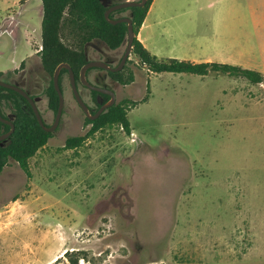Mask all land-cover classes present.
<instances>
[{"label":"rangeland","instance_id":"1","mask_svg":"<svg viewBox=\"0 0 264 264\" xmlns=\"http://www.w3.org/2000/svg\"><path fill=\"white\" fill-rule=\"evenodd\" d=\"M14 1L0 0V70L43 46L40 0L26 4L20 25ZM151 6L142 34L160 60L230 63L264 74V0H154ZM63 30V41L76 47ZM125 49L94 41L88 52L117 64ZM38 55L2 79L36 96L53 125L51 76ZM127 64L134 80L126 85L99 68L88 79L114 90L117 102L129 100L130 133L114 124L78 147L65 146L92 127L65 75L60 122L30 158L31 174L14 160L0 172V228L18 221L40 237L38 243L20 232L34 257L13 264L54 256L51 264L76 257L78 264H264V81L156 73L133 54ZM80 90L95 107L90 89ZM13 247L12 240L7 249Z\"/></svg>","mask_w":264,"mask_h":264},{"label":"trees","instance_id":"2","mask_svg":"<svg viewBox=\"0 0 264 264\" xmlns=\"http://www.w3.org/2000/svg\"><path fill=\"white\" fill-rule=\"evenodd\" d=\"M123 0H42L43 18H42V49L39 51L41 63L45 71L51 76L49 85L46 88L48 96V106L57 113L59 107V94L54 85V72L56 67L67 62L75 72L79 91L84 85L80 79V70L87 63L88 55L86 46L91 42L106 44L110 49L116 50L127 44L128 23L119 22L110 23L105 12L112 4L120 3ZM127 1V0H124ZM154 0H147L144 6H131L115 10L110 14L111 18L131 17L134 23L135 39L132 47V54L139 62L147 66L153 72H188L198 75H207L210 72H221L229 75L244 76L254 83L264 81V76L260 71L244 68L240 65L221 63L215 61L195 62L186 59L167 58L160 60L138 38L141 26L147 16V13ZM24 2V0H21ZM130 10L129 16L118 15L124 10ZM68 28L66 37L76 39L77 46L72 47L63 41L64 28ZM24 66V62L21 64ZM98 67H91L89 72ZM102 69V68H99ZM15 71H9L13 74ZM109 76L116 82L126 85L134 80V74L126 64L122 70L108 71ZM5 75L0 72V79ZM69 75L67 68H62L59 83L62 91L64 76ZM71 83V82H70ZM90 89V88H89ZM95 107L89 106L94 114L104 103L110 99V95L90 89ZM82 95V94H81ZM128 99L116 102L107 108L100 116L94 120L86 116L85 121L91 124V129L84 135L70 136L66 139L65 146L78 147L90 135L99 129L118 124L128 133L130 122L128 120L127 105ZM9 109V112L5 111ZM0 112L3 117L7 113L14 116L15 131L6 139L0 140V172L11 161H16L22 170L30 175L29 160L37 151L44 147L52 136V132L46 131L39 123L32 105L28 99L21 93L0 85ZM44 119V118H43ZM45 121V120H44ZM46 123V122H45ZM10 125L0 120V135L9 131ZM68 251L65 252L67 254ZM78 258H71L72 264H78Z\"/></svg>","mask_w":264,"mask_h":264},{"label":"water","instance_id":"3","mask_svg":"<svg viewBox=\"0 0 264 264\" xmlns=\"http://www.w3.org/2000/svg\"><path fill=\"white\" fill-rule=\"evenodd\" d=\"M146 3H147V0L122 1L120 3L110 5L105 12L106 19L112 24H117L119 22H127L128 23V40H127V49H126L125 55H124L122 61L120 62V64L118 66L111 67L107 62H105L103 60H89L87 63H85L82 66V68L80 70V79L84 85H86L90 89L97 90L99 92L106 93V94L110 95V99L106 103H104L94 114L91 112L89 105L83 99V97H82V95H81V93L77 87V80H76L75 72H74L73 68L71 67V65L67 62L60 63L56 67L55 72H54V85H55V88L59 94V107H58V110L56 113L55 121H54L53 125H51V126L45 125L44 119H43L42 114H41L39 107L37 105V100H38L37 98H33L26 90H24L21 86L17 85L16 83L6 82L3 79H0V85L7 87V88H10V89H14L15 91H17V92L21 93L23 96H25L28 99V101L30 102V104L32 105V108L36 114V117H37L40 125L46 131L52 132L55 129V127L59 124L62 113H63V109H64L65 98H64V93L60 87L59 77H60V73H61L62 68H67L69 70L72 90L74 92V96H75L76 100L78 101L79 105L81 106V108L83 109V111L85 112V114L88 118H90L92 120L98 118L100 116V114H102L107 108H109L110 106H112L113 104H115L117 102L116 101V92L114 90H112L111 88H108L106 86H100V85H96V84L91 83L87 77V70L91 67L105 68V69H108V70H111L114 72L121 70L123 68V66L125 65L126 60L132 51L133 42H134V39L136 36L135 29H134V23H133V20L131 17H121V18L115 19V18H111L110 14L115 10L131 7V6H144ZM0 120L4 123L9 124L11 127V129L7 133L0 135V140H4L7 137H9L15 131V124L12 121V119H7V118L3 117L1 112H0Z\"/></svg>","mask_w":264,"mask_h":264},{"label":"crops","instance_id":"4","mask_svg":"<svg viewBox=\"0 0 264 264\" xmlns=\"http://www.w3.org/2000/svg\"><path fill=\"white\" fill-rule=\"evenodd\" d=\"M29 1H31V0H25V2H23V3H21V0H15L14 1V5L19 4V7H17V10H16L17 11L16 14L17 15L20 14L19 15V20H18L19 21V25L21 23V17L20 16H22V14H23L22 11H24V7L26 6V4H28ZM39 2H41L40 7H41V11L43 12V4H42V1L40 0ZM152 12L153 11H152V6H151L150 9H149V11H148V13H147V16H146V18H145V20H144V22H143V24L141 26L140 32L138 34V38L143 42V44L147 48H149V46H148V44L146 42V39L144 38V36L142 34V29L147 26L148 23L146 22V20L148 19L149 14H151ZM19 27L20 26H18L17 29ZM17 29L14 28V32H17ZM38 53H39V51L34 50L33 47H32L26 53V55L23 56V58L21 59L20 62H15V66L13 68H11V69H5V70H0V72H4L6 74L10 70L18 69L23 62L25 63L27 60L33 58L36 55L39 57ZM201 61L202 60H199L198 62H201ZM263 76H264V74H263ZM30 230L33 231L34 230V227H30V226L25 227V225L23 223H20L18 221L14 225H11V227H9V228H6V229H1L0 228V264H13V263H16L17 261H20L21 263H23L25 261H29L30 258L33 259L34 255L28 253L25 250V247H24V239H25V237H27V238H31L32 241H36V242L40 243V237H39V234H36V233H34V232L30 231ZM20 232H23L25 234V237L19 235ZM12 240L14 241L15 247H13L12 250H8L7 249L8 248V243L11 242ZM49 240L50 239L47 238L46 241H45V244H48L49 245ZM30 250L33 251L32 247H30ZM65 251L66 250H64V253H65ZM37 252H38L37 253V256L38 255L40 256L41 255L40 244H39V247H38V251ZM63 254L61 253L60 255L62 256ZM57 257L58 256H54L52 258L51 257H46V259L43 260V261L42 260L40 261V259H39L38 260V264H51L52 262H54L55 260H57Z\"/></svg>","mask_w":264,"mask_h":264},{"label":"flooded vegetation","instance_id":"5","mask_svg":"<svg viewBox=\"0 0 264 264\" xmlns=\"http://www.w3.org/2000/svg\"><path fill=\"white\" fill-rule=\"evenodd\" d=\"M91 43H92V45H93V42H91ZM125 45H126V49H127V44H125ZM88 47H89V45L86 46V53H87V55H88V61H89V60H93V59H90V58H89ZM121 47H122V46H121ZM126 49H125V52H126ZM111 50H112V49H111ZM125 52H124L122 58L120 59V61H119L117 64H114V59L111 58V57H108V58H106V60H103V61L107 62L111 67H116V66H118V65L120 64V62L122 61V59H123V57H124V55H125ZM131 54H132V51H131L130 55H131ZM130 55L128 56V58H127V60H126L125 65H126L127 62L129 61ZM88 61H87V62H88ZM125 65H124V66H125ZM124 66H123V68H124ZM98 68H100V67H98ZM123 68H122V69H123ZM102 69L106 71V75H108V71H111V70H108V69H105V68H102ZM122 69H121V70H122ZM87 71H88V70H87ZM89 73H90V72H89ZM88 76H89V75H88ZM88 76H87V77H88ZM102 78H103V77H102ZM97 79L99 80V79H101V77H100V78L98 77ZM12 83H16L17 85H19L18 82H15V81H12ZM19 86H20V85H19ZM102 86H105V85H102ZM21 87L23 88V86H21ZM24 90H25V89H24ZM27 92H28V91H27ZM28 93H29V92H28ZM29 94H30V93H29ZM31 96H32V95H31ZM32 97H33V96H32ZM33 98H37V97L35 96V97H33ZM42 117H43V116H42ZM5 118H7V119H12V121H13L14 116H13L12 114H10V113H7V117H5ZM43 118H44V117H43ZM44 120H45L44 122H46V123H45L46 126H51V125H52V124L49 125V124L47 123V121H46L45 118H44ZM13 122H14V121H13ZM8 125H9V124H8ZM10 129H11V127H10ZM10 129H9V130H10ZM7 132H8V131H7ZM7 132H5V133H7ZM52 132H53V131H52ZM3 134H4V133H3ZM7 138H8V137H7ZM7 138H6V139H7ZM6 139H4V140H6Z\"/></svg>","mask_w":264,"mask_h":264},{"label":"built area","instance_id":"6","mask_svg":"<svg viewBox=\"0 0 264 264\" xmlns=\"http://www.w3.org/2000/svg\"><path fill=\"white\" fill-rule=\"evenodd\" d=\"M42 49V46H41V48H40V50Z\"/></svg>","mask_w":264,"mask_h":264}]
</instances>
